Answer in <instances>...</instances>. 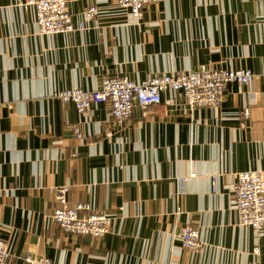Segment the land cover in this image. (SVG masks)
Segmentation results:
<instances>
[{
  "label": "crops",
  "instance_id": "0c3cea01",
  "mask_svg": "<svg viewBox=\"0 0 264 264\" xmlns=\"http://www.w3.org/2000/svg\"><path fill=\"white\" fill-rule=\"evenodd\" d=\"M28 0H0V238L12 253L54 264H264V233L241 225L234 185L264 171L262 80L230 83L217 108H191L178 90L150 111L136 105L116 124L105 103L78 113L55 92L99 88L105 76L135 82L176 71L264 72V0H163L133 19L114 0H68L82 31L42 35ZM249 106V118L239 113ZM80 126L83 138L75 132ZM215 177V178H214ZM70 204L114 216L102 237L65 232L53 221V187ZM82 214H86L83 211ZM200 231L193 252L182 227Z\"/></svg>",
  "mask_w": 264,
  "mask_h": 264
},
{
  "label": "built area",
  "instance_id": "2783aa9c",
  "mask_svg": "<svg viewBox=\"0 0 264 264\" xmlns=\"http://www.w3.org/2000/svg\"><path fill=\"white\" fill-rule=\"evenodd\" d=\"M163 0H114L130 16L140 21L148 4H157ZM25 7L35 9L37 28L42 35L71 33L82 31L89 21L99 15L96 4L90 5L79 20H75L69 10L68 0H28ZM262 80V90L251 92L252 101L264 100V72L256 74L248 68L243 69H209L201 67L193 71H176L160 75H149L140 82H135L127 76H105L99 88L89 90L83 88L65 89L54 93L62 101L74 103L78 113L84 114L92 110L94 104L105 103L116 124L128 121L134 114L136 105L144 113L150 111L162 100V93L167 90L181 91L191 108L211 107L221 105L225 90L230 83L250 84L255 78ZM251 109L244 107L239 113L241 119L249 118ZM77 137L83 138L80 126H75ZM215 178V177H214ZM52 191L59 202L52 219L62 230L69 233L102 237L113 225L114 216L94 211L90 204L68 201L69 186L53 187ZM234 206L241 225L250 226L258 237L264 233V171L251 169L238 173L234 185ZM86 211V214H82ZM179 238L184 248L193 252H202L205 244L200 231L193 225L181 228ZM7 243L0 238V264H8L11 259ZM27 264H54L45 257L26 255Z\"/></svg>",
  "mask_w": 264,
  "mask_h": 264
}]
</instances>
